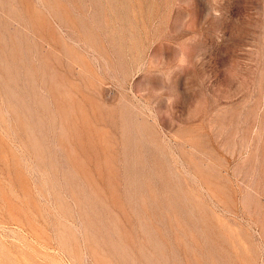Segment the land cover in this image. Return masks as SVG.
Listing matches in <instances>:
<instances>
[{
	"label": "rangeland",
	"instance_id": "obj_1",
	"mask_svg": "<svg viewBox=\"0 0 264 264\" xmlns=\"http://www.w3.org/2000/svg\"><path fill=\"white\" fill-rule=\"evenodd\" d=\"M0 264H264V0H0Z\"/></svg>",
	"mask_w": 264,
	"mask_h": 264
}]
</instances>
